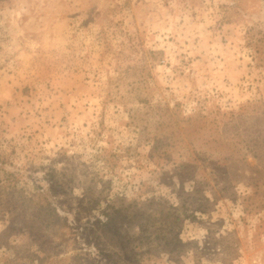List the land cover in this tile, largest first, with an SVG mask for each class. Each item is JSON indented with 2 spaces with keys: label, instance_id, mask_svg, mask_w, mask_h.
Returning a JSON list of instances; mask_svg holds the SVG:
<instances>
[{
  "label": "rangeland",
  "instance_id": "rangeland-1",
  "mask_svg": "<svg viewBox=\"0 0 264 264\" xmlns=\"http://www.w3.org/2000/svg\"><path fill=\"white\" fill-rule=\"evenodd\" d=\"M0 264H264V0H0Z\"/></svg>",
  "mask_w": 264,
  "mask_h": 264
}]
</instances>
